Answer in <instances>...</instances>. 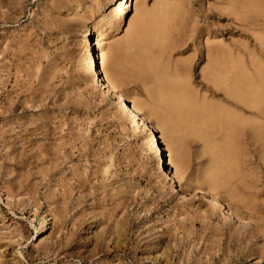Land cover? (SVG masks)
I'll return each instance as SVG.
<instances>
[{"label":"rangeland","instance_id":"obj_1","mask_svg":"<svg viewBox=\"0 0 264 264\" xmlns=\"http://www.w3.org/2000/svg\"><path fill=\"white\" fill-rule=\"evenodd\" d=\"M141 4L148 27L167 6L184 14L178 46L164 60L171 69L192 60L187 78L194 95L219 103L202 85L207 46L239 44L255 54L246 38L229 31L231 22L215 15L231 6ZM118 5L0 0V264H264V147L242 137L235 198L225 189L216 194L224 211L193 189L205 184L211 165L203 142L186 145V174L179 169L177 178L167 177L171 167L161 168L153 144L165 128L147 109L156 83L135 72L136 48L124 42L134 0L126 21L118 20ZM108 19L99 47L119 93L147 119L141 129L85 73L87 29ZM150 124L158 132L152 138Z\"/></svg>","mask_w":264,"mask_h":264},{"label":"bare ground","instance_id":"obj_2","mask_svg":"<svg viewBox=\"0 0 264 264\" xmlns=\"http://www.w3.org/2000/svg\"><path fill=\"white\" fill-rule=\"evenodd\" d=\"M215 1L222 6H231L232 9L219 10L215 15L231 22L233 26L228 28L229 31L246 38L255 47L256 54H247L239 44L230 47L218 42L207 46L208 66L202 71V85L213 97L220 98L219 103L194 95L187 78L192 60L177 63L172 69L164 60V56L178 46L175 35L180 36L184 31L185 17L178 8L167 6L156 17L152 27H148L145 5L141 0H134L135 18L128 24V37L124 42L136 48L132 57L135 72L150 74L156 83L150 92L151 104L147 109L165 128L164 137L155 135L154 138L160 141L153 143L161 168L171 167L167 177L172 179L178 177L179 169L186 174L189 168L184 152L186 145H190L191 140L203 142L205 156L210 157L211 165L204 180L206 186L202 187L205 184L199 182L200 185L193 186V189L209 197L214 210L220 208L224 211L216 194L218 190L225 189L232 199L233 193L239 189L238 181L232 179L242 137L250 136L264 147V6L261 0ZM131 7L129 0H119L115 10L119 13L120 22L128 19ZM108 23L109 19L87 29L85 73L89 79L95 77V82L107 90L115 105L123 108L125 119L141 129L146 127L147 119L138 114L135 105L127 104V97L119 93L108 73L105 54L99 47L103 38L101 27L105 29ZM114 49L115 46L110 48ZM115 58L112 52L108 60L111 65L116 63ZM246 113L252 118H244ZM148 132L150 138L158 134L153 124L149 125ZM172 167L176 168L175 172ZM225 213L229 218L235 217L230 207ZM46 228L43 219L39 231Z\"/></svg>","mask_w":264,"mask_h":264}]
</instances>
